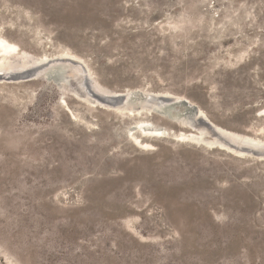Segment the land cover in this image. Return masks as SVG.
Wrapping results in <instances>:
<instances>
[{
	"label": "rangeland",
	"instance_id": "obj_1",
	"mask_svg": "<svg viewBox=\"0 0 264 264\" xmlns=\"http://www.w3.org/2000/svg\"><path fill=\"white\" fill-rule=\"evenodd\" d=\"M0 33L264 141V0H0ZM82 81L0 79V264H264V159L171 115L139 139Z\"/></svg>",
	"mask_w": 264,
	"mask_h": 264
},
{
	"label": "bare ground",
	"instance_id": "obj_2",
	"mask_svg": "<svg viewBox=\"0 0 264 264\" xmlns=\"http://www.w3.org/2000/svg\"><path fill=\"white\" fill-rule=\"evenodd\" d=\"M1 35L2 33H0V79L2 80L18 81V80H24V78L25 79L40 78L42 81L50 80V79L57 80L59 78L75 75L76 73L77 77H80V75H82L83 77L82 84L84 86V90L82 89L81 92L80 91L76 92V97L80 101L86 102L90 105H95V104L90 103L85 98L87 96L98 100L100 99V101L104 100V102L107 103V107L115 108L119 113L125 114V118L128 119V123H130V129L134 133H136L139 139L143 138L145 140V137L151 139L159 137L160 128L157 126H153L151 122L153 120L161 122L164 119H166L165 118L166 116L171 115L175 117L176 120L177 119L183 120L184 118H186L187 122L190 123L191 125H194L196 127H201V129L210 133L214 138V140L209 142L210 144L222 146L225 149L239 156H247L241 150H237L233 147H230L221 138L214 135L201 121V119H208V118L205 117L204 115H201L200 113L196 114L197 110L192 109L189 112L191 114L185 113L184 116H181L180 114H178L174 106L171 107L168 106L167 103L171 102L175 98H177L180 103L183 102L185 105H190V103L187 100L183 101L181 97H179L178 95L175 96L168 94L161 95V93L147 94L148 92L145 93L142 91H130V90H127L126 92L124 91L122 93H114V92H110L109 90H105L106 88L103 89L102 87H99L97 83L95 87L91 82V80L89 81V78L85 73L86 71L81 61L72 57L73 56L72 54L60 53L54 57L47 58L42 61H38L36 59H29L25 57L26 52L22 51V48L20 46L9 42ZM85 87L88 88L87 92L85 91ZM61 89L62 92H64L65 86L63 85ZM137 97H139L142 101L139 104H135L136 100L138 99ZM176 123H178V120L176 121ZM215 125L217 126V129L222 133L238 138L248 139L256 143L264 144V141L258 137H251L249 135L235 133L232 131H228L225 128H222L217 124ZM140 144L141 147L145 149H148L150 147L148 143H139V145ZM257 159H263V158H257Z\"/></svg>",
	"mask_w": 264,
	"mask_h": 264
},
{
	"label": "water",
	"instance_id": "obj_3",
	"mask_svg": "<svg viewBox=\"0 0 264 264\" xmlns=\"http://www.w3.org/2000/svg\"><path fill=\"white\" fill-rule=\"evenodd\" d=\"M201 121L214 135L221 138L230 147L241 150L247 156L264 159V144L222 133L217 129V126L208 119H201Z\"/></svg>",
	"mask_w": 264,
	"mask_h": 264
}]
</instances>
